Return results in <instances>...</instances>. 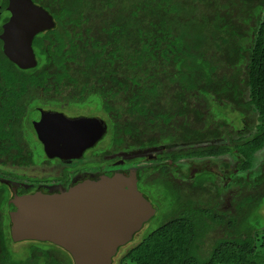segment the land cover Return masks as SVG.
<instances>
[{"label":"trees","instance_id":"16d2710c","mask_svg":"<svg viewBox=\"0 0 264 264\" xmlns=\"http://www.w3.org/2000/svg\"><path fill=\"white\" fill-rule=\"evenodd\" d=\"M33 1L56 22L34 39L37 65L17 66L0 38V264H74L48 241L28 240L21 258L12 251L8 179H23L15 170L36 165L30 136L42 110L75 107L102 118L108 143L100 161L168 145L177 150L159 160L235 146L249 161L244 150L264 146V0ZM8 2L0 0V33ZM249 108L260 115L259 131L234 140L227 111ZM222 138L229 141L217 143ZM141 179L157 213L118 264H264L257 241L264 182L237 186L221 208L222 187L206 169L186 178L166 163Z\"/></svg>","mask_w":264,"mask_h":264},{"label":"water","instance_id":"95a60500","mask_svg":"<svg viewBox=\"0 0 264 264\" xmlns=\"http://www.w3.org/2000/svg\"><path fill=\"white\" fill-rule=\"evenodd\" d=\"M7 11L0 33L4 53L20 68H33L34 39L56 26L54 17L33 0H9ZM35 128L51 157L77 156L73 152L94 146L107 132L98 116L69 118L57 111H43ZM11 202L15 242H52L67 250L74 264H114L119 249L157 213L139 190L135 174L106 175L54 193L14 195Z\"/></svg>","mask_w":264,"mask_h":264},{"label":"flooded vegetation","instance_id":"af4514ba","mask_svg":"<svg viewBox=\"0 0 264 264\" xmlns=\"http://www.w3.org/2000/svg\"><path fill=\"white\" fill-rule=\"evenodd\" d=\"M43 111H54V110L52 109L42 110L40 112V115L32 120L33 131L38 141L37 150L39 147V154L40 152H43V156L41 158L42 168H40L39 170L40 172L33 173V172H29V169L31 170L34 167H30V168L18 167V169H16V170H19L18 173H20L21 175H26L27 177L23 179L21 178L8 179V182L10 184L9 185L10 190L13 196L14 195L22 196V195H27V194L36 193V192L54 193V192L67 190L75 185L81 184L88 180H92V181L99 180L100 178L106 175L114 176L116 174L117 175L122 174L124 176H132L135 174L136 178L138 179L139 190L143 193L145 197H147L152 202L154 207L157 209V206L155 205V203L142 191L141 174H143V172H145L146 169H151L155 167L158 168L162 166V164L169 163L170 165L174 167V173H177L179 176H184L182 174L183 173V170L181 169L182 167H180V164H177V162H172V160H165V159L159 160L158 159L159 158L158 155L162 153V151H176L177 148L173 145H168L169 147L164 146L162 148H153V149H148V150L136 149V150L122 151L118 153L116 152L114 154H106L102 161H100L99 159V156L102 153L97 154L96 152L93 154V157L92 155L89 157L88 151H92L91 149L97 148L98 143L101 140L103 141L104 139L103 137L94 146L85 149L80 154L79 152L77 153L73 152L74 154H77V156L51 157L47 154L45 150V146L42 143V141L39 139L37 130L35 128V122L41 118V114ZM56 111L65 114L69 118H74V117H79V116L93 117L91 115H77V114H72V113L70 114V112H67L66 110H56ZM234 113L238 115L240 120L245 121V122L248 121L247 120L248 118L254 117V120L255 122L257 121V123L255 124L254 133L248 136H245V134H243V130H244L243 128H240L237 125H235V130L232 131L233 139L234 140H246V139H252L253 137H255V135L259 131V125L261 124L260 115L251 108H249L244 115H240L239 112H234ZM234 132L238 133V138H234ZM224 139L227 140V138H222L220 139L221 141L220 142L217 141V143H227L229 141L227 140L226 142H222ZM232 149H233L232 151L224 153V154H229L231 159L236 160L235 166L231 168V163L228 164V161H223V164H222L227 170L226 172H229L228 175L227 173L225 174L224 169L223 170L221 169V175H220L219 173L220 171L217 172L215 166L211 167L212 164L209 165V162L211 160H214V157L224 155V154H221V155H207L203 157H196V158H201L205 160V164L186 173L187 176H184V177L193 178L198 172L202 171V169H206L207 171H210L217 177V180L222 187V196L223 194H225V192H227L226 188L228 187V184L230 185L231 182H234L233 187H232L233 191L231 190L232 192L228 193L227 201L229 204L230 198L234 195L235 191L237 190V186L244 185L241 183V179L238 178L237 173L245 172L253 168L254 166L253 160L257 152L262 151V154H264V146L258 149H246L244 151H251L250 153L251 157L248 161V159H243L244 157L241 156L239 152L240 150L238 148H235V146H233ZM143 151H148L149 152L148 155L146 156L142 155ZM54 152L56 153V151ZM73 153L69 152L67 154L73 155ZM121 154L124 156L121 157ZM130 154H133V155L131 156ZM88 157L89 159H87ZM182 159H185V158H182ZM190 159H193V158H190ZM242 160H245L247 162V167L245 169H240L239 167L240 162ZM34 169L36 170V168ZM263 182H264V177L261 180V182L257 184H253V185L246 184V185L254 186V185H258Z\"/></svg>","mask_w":264,"mask_h":264},{"label":"rangeland","instance_id":"374dc122","mask_svg":"<svg viewBox=\"0 0 264 264\" xmlns=\"http://www.w3.org/2000/svg\"><path fill=\"white\" fill-rule=\"evenodd\" d=\"M67 112H70V114H77V115H91V116H94L91 112V114L86 110L84 109H78V108H67L66 109ZM227 114H228V120L230 122H234L235 125H237L238 127L240 128H243V134H245V136H248V135H252L255 131V124L257 123V121L255 122L254 120V117L252 118H248L247 122L245 121H242L240 120V118L238 117V115L230 110L227 111ZM244 126V127H243ZM33 130V128H32ZM31 130V141H30V144L31 146H33V148L35 147V144L38 145V141L36 139V136H35V133ZM234 138H238V133L237 132H234ZM104 140V139H103ZM218 141H221V140H218ZM227 140L224 139L222 142H226ZM108 141L104 140V141H100L98 143V147L95 148V149H91L92 151H88V154H89V157L92 155L93 157V154L97 152V154L99 153H102V151H99L101 148L105 147L107 145ZM169 147V146H168ZM172 147V146H171ZM41 150V149H40ZM140 152V151H139ZM148 151H143L142 155L146 156L148 155ZM136 154V153H134ZM131 156L133 154H130ZM43 156V152H40L39 154V147H38V150L36 151V166H33L34 168H36V170L33 168V169H29V172H40V168L41 167V164H42V158ZM124 155L121 154V157H123ZM89 157L87 159H89ZM95 161V160H94ZM223 161H228V164L231 163V168L233 166H235L236 164V160H233L231 159V157L229 156V154H224V155H221V156H217V157H214V160H211L209 162V165L212 164L211 167L215 166L217 172L220 173L221 175V169L225 171V174L229 172H226L227 170L225 169V167L222 165L223 164ZM90 162V160H89ZM253 163H254V166L252 169L248 170V171H245V172H239L237 173L238 174V178L241 179V183L246 185V184H257L259 182H261V180L263 179L264 177V154H262V151L260 152H257L254 156V160H253ZM177 164H180V167H182L181 169L183 170V175L184 176H187L186 173L190 172L191 170H194L195 168L201 166V165H204L205 164V160L201 159V158H193V159H190V158H185V159H181L180 161L177 162ZM39 166V167H38ZM38 170V171H37ZM17 172H19V170H16ZM21 172V171H20ZM24 172V171H22ZM30 177V176H29ZM233 183L234 182H231L230 185L228 184V187L226 188V191L225 194H223V196L221 197L220 199V207L221 208H224L227 206L228 204V201H227V198H228V193L229 192H232L233 189ZM232 190V191H231ZM261 215L262 217H258V221L260 222L261 221V224L264 225V205L262 206L261 208ZM158 218V217H157ZM158 221V220H157ZM148 223L147 222L144 227L134 235L133 239L126 245L122 246L116 257L114 258V264H118V261L119 259L122 257V255L124 254V252L129 249L132 245H134L135 243L139 242V240L141 239V236L143 235L144 231L147 229L148 227ZM254 223L256 224L257 223V220L255 219ZM262 233V235H258V243H259V247L261 249H263L264 247V237H262L264 235V231L260 232V234ZM262 237V238H260ZM31 241V240H29ZM30 243L28 242V240H25V241H21V242H13L12 246H13V255L16 257V258H21V257H24L30 250Z\"/></svg>","mask_w":264,"mask_h":264}]
</instances>
